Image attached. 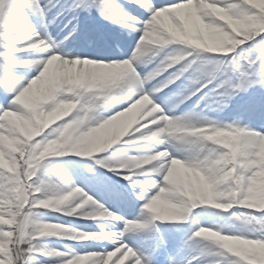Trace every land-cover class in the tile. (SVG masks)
Listing matches in <instances>:
<instances>
[{
    "label": "snow or ice",
    "instance_id": "1",
    "mask_svg": "<svg viewBox=\"0 0 264 264\" xmlns=\"http://www.w3.org/2000/svg\"><path fill=\"white\" fill-rule=\"evenodd\" d=\"M208 3L233 20L248 22L264 19V0H208ZM131 6H135L136 12L131 10ZM198 6L199 0H0V37H6L0 38V89L4 93L0 96V264H156L157 257L163 258V264H249L251 257L227 252L197 235L200 228L211 226L206 216H218L220 213H205L204 210L192 213L191 229H177L183 232V236L172 248H169L168 240L158 225L138 235L130 234L129 230L146 229L152 224L153 220L136 222L145 219L142 205L150 199L168 195L184 198L183 191H168L170 186L164 180L166 162L174 158L187 161L191 157L167 145L150 150L143 142H137L138 137L159 125L137 131L140 128V124H137L117 144L135 145L137 154L133 156L152 155L167 148L169 155L157 162V165L165 164V167L146 165L145 170L155 168L149 175H135L129 179L128 171L110 168L109 160L113 153L128 154L124 147L100 152L103 156H95L94 164L73 162L85 165L88 172L95 173L87 179L102 184L112 197L141 205L136 220L115 215L114 220L125 227L116 233H100L93 239L109 241L112 245L110 248L95 251L89 250L94 245L84 244L79 252L76 249L66 252L45 250L41 241L47 237L31 239L24 235L30 231L28 214L36 211L33 204L41 198L37 189L45 184L41 179L42 162L49 157L66 156L43 154L45 145L53 136L51 129L36 135L34 139H28L17 123L18 120H29L33 114L45 109L53 96L58 100L65 99L64 94L58 92L44 98L36 97L25 104L18 102L17 98L46 64H53L57 60L67 62L58 71V78L68 73H79L87 78L90 72L87 65L104 64L107 66L104 69L106 86L113 93H121L129 86L127 76L134 71L136 75L131 84L134 91L126 96L124 102L127 106L121 105L123 109L145 98L158 106L160 110L155 113L158 117L195 120L198 127H210L217 132L238 130L257 138L264 137V31L260 28L246 32L244 42L227 53L201 56L192 53L191 49L171 45L151 55H144L150 38L146 33L159 28L179 36L181 29L188 24L184 10L191 7L198 14ZM169 9L176 11L161 20L155 19L158 11ZM53 10L55 14L49 19V13ZM93 13L116 25L121 30L120 35L133 38L129 50H120V35L105 34L85 23ZM32 16L37 18L39 27L33 23ZM218 23L225 31H231L224 20ZM52 25L59 28L55 36L49 31ZM141 36L145 37L143 41ZM41 41L43 44L38 43ZM77 42L80 46H76ZM69 45L73 46L71 51L66 50ZM21 66H34L37 74L32 78H22L14 72L15 68ZM72 99L79 101V111L99 109L103 113L101 120L120 111H116L118 101L112 96H97L95 89L76 87ZM187 102H192L189 110L176 116L175 109ZM226 109H231L230 123L211 119L208 115L222 113ZM253 119L260 122V131L251 130ZM64 123L66 121H60V125ZM210 147L215 153L211 159L223 154H228L230 158L227 168L216 175H211L207 170L210 161L201 166L203 180L213 190L222 191L229 186L246 193L260 180L262 169L258 145L241 146L234 156L229 147L216 144ZM76 156L92 158L94 154ZM96 165L108 171L101 172ZM109 176L121 177L122 180L113 183ZM136 181L142 183L137 184ZM60 183L63 185L60 188L64 190L77 187L67 179H61ZM161 189L165 191L161 192ZM129 197L132 199L128 200ZM259 212V215L240 212L237 215L247 217L253 226L228 230L224 234L264 243V211ZM210 245H215V249Z\"/></svg>",
    "mask_w": 264,
    "mask_h": 264
},
{
    "label": "clouds",
    "instance_id": "2",
    "mask_svg": "<svg viewBox=\"0 0 264 264\" xmlns=\"http://www.w3.org/2000/svg\"><path fill=\"white\" fill-rule=\"evenodd\" d=\"M198 7V14L191 7L184 10L188 24L181 29L179 36L159 28L146 33L150 38L144 49V55H151L171 45H179L181 49H191L192 53L201 56L227 53L244 42L245 33L250 29L260 28L264 31V19L248 22L233 20L225 16L221 9L208 3V0H199ZM175 11V9L158 11L155 19L161 20L166 15H173ZM219 20H224L231 31H225V28L218 23ZM140 39L143 41L145 37L141 36ZM38 43L43 44L42 41ZM66 65L67 62L61 60L46 64L45 68L41 69L29 83L24 93L17 98L18 102L25 104L36 97L44 98L58 92H62L65 96L62 100L53 96L52 102H49L45 109L33 114L29 120L17 121L28 139H34L36 135L52 130L53 136L45 145L44 155H84L107 152L120 144L123 137L137 124H140L137 131L159 125L138 137L137 142H143L150 150L160 145H167L168 148L179 150L191 159L182 161L174 158L166 162L167 171L164 174V180L170 186L168 191L170 193L183 191L184 198L168 195L150 199L148 203L142 205V210L150 216L151 220H186L193 209L202 205L225 212L236 206L264 211V137L257 138L238 130L217 132L210 127H198L195 120L158 117L155 115L160 110L158 106L145 98L134 101L127 108L101 120L103 113L99 109L89 112L78 110L79 101L72 99L75 88L95 89L97 96H112L118 102L124 101L126 96L134 91L131 84L135 78V72L128 73L126 83L129 86L124 91L113 93L106 86L107 76L104 71L106 65L100 63L87 65L90 69L87 78L79 73H68L63 78H58V71ZM68 117L72 119L69 120ZM60 121H66V123L60 125ZM142 121L147 123H141ZM124 142L133 143V141ZM212 144L229 147L233 156L241 146L258 145L262 169L260 180L246 193L229 186H225L222 191L213 190L211 185L204 182L201 166L210 161L207 170L211 175H216L227 168L230 158L228 154H223L211 159V156L215 155L210 147ZM167 155H169L167 148L154 152L152 155L133 156L127 153H113L109 165L115 171H128L127 178L130 179L135 175H149L155 171V168L145 170L146 165L164 168L165 164L157 165V162L164 160ZM136 183L142 182L136 181ZM21 191L24 190L21 189ZM37 191L41 193V198L33 204V209L36 211H30L28 214L27 224L30 231L24 234L31 239L58 237L84 241L93 240L98 235L96 232H79L62 224L45 221L41 218L44 215L41 210L58 212L66 216L79 214L92 220L116 218L113 212L104 208L93 197L87 196L78 186L64 190L56 185L45 183ZM164 191L161 189V192ZM252 226V221L247 217L238 216L233 212L226 218L220 217L211 222L209 227L200 228L197 235L202 240L215 244L227 252L251 257L249 264H264V243L224 234L228 230H241Z\"/></svg>",
    "mask_w": 264,
    "mask_h": 264
},
{
    "label": "rangeland",
    "instance_id": "3",
    "mask_svg": "<svg viewBox=\"0 0 264 264\" xmlns=\"http://www.w3.org/2000/svg\"><path fill=\"white\" fill-rule=\"evenodd\" d=\"M163 2H168V0H163ZM131 10L136 12L135 6H131ZM55 14V11L50 14L52 17ZM139 14V13H137ZM31 15V14H30ZM33 23L37 24V27H39V23L37 21V18L35 16H32ZM91 22L94 23V25L98 28V30L104 32L108 35H120L121 30L113 24L108 23L105 20H102L96 13L92 14ZM59 29V28H58ZM49 31L55 36L58 31L52 30V28H49ZM121 39V51H127L129 50V46L132 43L133 38L131 36H128L126 34L120 35ZM67 43V42H66ZM76 46H80L79 42H77ZM72 45H69L66 50L71 51ZM14 72L21 76L22 78H32L37 73L35 71L34 66H21L14 69ZM3 89H0V96H3ZM192 102H187L186 104L180 105L178 108L175 109L174 114L176 116L182 115L184 112L188 111L191 107ZM123 105L126 107L124 101H120L116 105V111L122 110ZM197 111H199L197 109ZM230 111L231 109H226L222 113H208L209 117L211 119L221 120L226 123H230ZM115 112H113L114 114ZM260 122L258 120L253 119L252 120V129L260 131ZM116 147H124L129 155H136V149L135 145H116L113 148ZM147 154V153H143ZM95 156H98V154H94V157L88 158V157H77L75 154H68L65 157H52L51 159L58 161V169L60 170V173L64 179H67L69 182H72L75 184V186H78L84 191L86 194L91 195L94 199L98 201L99 204H102L105 208L108 210H111L115 215H119L126 220H136L139 214L140 210V203H132L130 204L128 201L121 200L118 198H114L111 195H109L108 191L105 189V187L102 184H98L96 182H90L87 178L91 177L95 173H91L87 171V167L85 165H78L76 163H73L74 161H84L85 164H94L95 162ZM2 160V158H0ZM96 168L101 172H107V168H101V166L96 165ZM109 180H111L113 183H119L122 178L121 177H108ZM126 183V182H124ZM146 183V182H145ZM60 187H63L61 184ZM132 198L129 197L128 200H131ZM201 210H204L205 213H220V215H209L205 218L209 220L210 222L218 220L220 217H228L233 212L236 214H239L240 212L244 213H256L257 215L260 214L258 210H248L244 209L242 207L236 206L232 210L225 212L221 209H213L210 206L202 205L199 206L196 209H193L190 213L187 220L184 221H174V222H167V221H152V224L149 225V228L146 229H132L129 230L130 234L132 235H138L140 233H144L148 231L152 226L158 225L161 227L164 236L168 240V246L169 248H172L183 236L182 231H178L177 229H184L188 230L191 229V218L192 213L199 212ZM197 219H201L200 217H197ZM147 220H151L150 216L145 213V219L144 220H137L138 223H146ZM259 225H257L258 227ZM68 227L70 229L77 230L79 232H96L98 234L100 233H116L120 229L124 228L125 225L119 221L114 220L113 218H100L97 220H92L88 218H84L83 216L77 214L74 216H68ZM54 239H57L54 237ZM130 243H133L132 241H129ZM65 244L70 249H76L78 252L81 249V246L84 244L87 245H94L95 247L89 249V250H95V251H101L104 248H110L112 245L109 243V241H100V240H90V241H82V240H69L66 239ZM213 249H215V245H210ZM222 259V258H220ZM156 264H163V258L157 257L156 258Z\"/></svg>",
    "mask_w": 264,
    "mask_h": 264
},
{
    "label": "trees",
    "instance_id": "4",
    "mask_svg": "<svg viewBox=\"0 0 264 264\" xmlns=\"http://www.w3.org/2000/svg\"><path fill=\"white\" fill-rule=\"evenodd\" d=\"M98 156H103L99 154ZM52 157L47 158L44 162H42L41 168V179L46 184H56V186H61V179H64L58 169V161L51 159ZM44 215L41 217L43 220L58 223L68 227V216L63 215L62 213L53 212L49 210H41ZM69 228V227H68ZM54 239V237L43 238L41 243L45 246V250H60L61 252H66L68 249L64 238ZM81 250V249H80ZM41 259H45L41 257Z\"/></svg>",
    "mask_w": 264,
    "mask_h": 264
},
{
    "label": "bare ground",
    "instance_id": "5",
    "mask_svg": "<svg viewBox=\"0 0 264 264\" xmlns=\"http://www.w3.org/2000/svg\"><path fill=\"white\" fill-rule=\"evenodd\" d=\"M54 11H55V10H53V12H54ZM50 14H51V13H49V17H48L49 19H51ZM85 23L88 24V25L93 26V27L96 28V29H98V28L94 25V23L91 22V18L87 19V20L85 21ZM51 28H52L53 32H54V31H55V32H56V31H59L57 25H52Z\"/></svg>",
    "mask_w": 264,
    "mask_h": 264
}]
</instances>
